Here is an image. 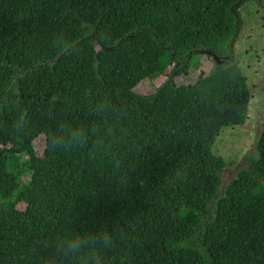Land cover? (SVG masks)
<instances>
[{"label": "trees", "instance_id": "16d2710c", "mask_svg": "<svg viewBox=\"0 0 264 264\" xmlns=\"http://www.w3.org/2000/svg\"><path fill=\"white\" fill-rule=\"evenodd\" d=\"M250 1L0 0V264H79L57 249L69 233L96 237L100 264H264V127L223 189L211 150L248 118L233 43Z\"/></svg>", "mask_w": 264, "mask_h": 264}, {"label": "rangeland", "instance_id": "374dc122", "mask_svg": "<svg viewBox=\"0 0 264 264\" xmlns=\"http://www.w3.org/2000/svg\"><path fill=\"white\" fill-rule=\"evenodd\" d=\"M239 10L242 22L233 43V58L246 77L251 97L246 122L241 126L221 128L212 144V152L224 160V168L219 173L220 189L243 167L246 157L255 154L254 143L258 132L264 127V7L250 1L241 5ZM171 66L165 61L145 71L147 76L137 84L135 91L147 94L156 90L166 80ZM211 67V57L202 54V68L209 70ZM170 94V89L165 91L167 97ZM43 142L42 135L34 140L38 155L42 152ZM25 160L24 155L14 157L8 168L22 165ZM17 207H22V204L19 203Z\"/></svg>", "mask_w": 264, "mask_h": 264}, {"label": "clouds", "instance_id": "9594fccd", "mask_svg": "<svg viewBox=\"0 0 264 264\" xmlns=\"http://www.w3.org/2000/svg\"><path fill=\"white\" fill-rule=\"evenodd\" d=\"M80 130H73L72 137H82ZM110 237L105 233L102 237L103 243L107 244ZM57 249L61 256L72 257L79 260V264H85L89 258L100 264V258L96 247V237L89 233H69L57 243Z\"/></svg>", "mask_w": 264, "mask_h": 264}, {"label": "water", "instance_id": "95a60500", "mask_svg": "<svg viewBox=\"0 0 264 264\" xmlns=\"http://www.w3.org/2000/svg\"><path fill=\"white\" fill-rule=\"evenodd\" d=\"M202 54H210V52H202ZM212 59L215 60L217 63H220L221 62V59H219V57L215 54H212L211 55Z\"/></svg>", "mask_w": 264, "mask_h": 264}]
</instances>
